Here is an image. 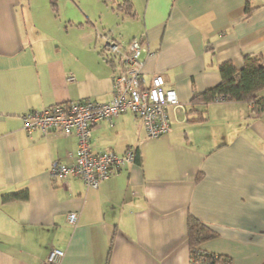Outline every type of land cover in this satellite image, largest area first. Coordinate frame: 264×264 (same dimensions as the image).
<instances>
[{
    "label": "crops",
    "instance_id": "crops-1",
    "mask_svg": "<svg viewBox=\"0 0 264 264\" xmlns=\"http://www.w3.org/2000/svg\"><path fill=\"white\" fill-rule=\"evenodd\" d=\"M123 1L61 25L33 0H0V264H40L52 249L64 253L58 264H189V217L216 234L202 248L230 264H264V109L190 103L220 81L222 63L264 59V0H126L129 12L113 9ZM107 39H140L145 83L160 75L175 91L169 132L148 138L129 111L103 120L92 151L132 149L134 161L96 189L51 179L52 165L74 163L77 138L27 134L21 115L108 102L117 65L102 56Z\"/></svg>",
    "mask_w": 264,
    "mask_h": 264
},
{
    "label": "built area",
    "instance_id": "built-area-1",
    "mask_svg": "<svg viewBox=\"0 0 264 264\" xmlns=\"http://www.w3.org/2000/svg\"><path fill=\"white\" fill-rule=\"evenodd\" d=\"M145 51L140 39H133L126 47L116 40L105 41L101 53L105 61L111 60L117 65L112 77V98L105 103L92 100L55 103L38 110L26 111L21 115V127L27 134L39 132L45 135L59 131L64 135L74 134L77 149L74 163L71 165L54 164L49 169L51 179L66 180L78 178L89 187L96 189L99 183L112 173L134 161L135 152L127 149L123 155L103 150L93 152L90 139L94 127L103 120H111L121 113L129 111L139 121L148 138L164 136L169 132L170 121L168 108L179 106L173 89L164 88L162 76L156 75L151 83H145L142 74L141 54ZM73 81V76H67ZM217 97L214 101H226ZM253 110V103H248ZM76 212L67 214V221L75 225ZM63 251L52 249L40 264H58ZM191 257V264H219L207 257L206 251L197 250Z\"/></svg>",
    "mask_w": 264,
    "mask_h": 264
},
{
    "label": "trees",
    "instance_id": "trees-1",
    "mask_svg": "<svg viewBox=\"0 0 264 264\" xmlns=\"http://www.w3.org/2000/svg\"><path fill=\"white\" fill-rule=\"evenodd\" d=\"M106 2L107 0H102ZM53 9H56V0H49ZM122 6L126 7V11L130 10L129 1H123L113 7L115 10H120ZM108 63L113 61L108 60ZM220 81L207 90L199 93H193L190 100L191 105L206 104L214 102L217 97H224L230 101L252 102L253 110L257 113L264 109V59L260 55L250 54L245 55L243 58V66L237 69L231 62L222 63L219 66ZM13 195H7L6 198H12ZM216 234L208 227L203 225L193 217L188 218L187 222V241L191 257L195 256L194 253L199 249L206 251L207 257L210 259L214 254L217 259L212 258L219 264H230V260L220 254L210 252L202 248V244L214 238Z\"/></svg>",
    "mask_w": 264,
    "mask_h": 264
},
{
    "label": "rangeland",
    "instance_id": "rangeland-1",
    "mask_svg": "<svg viewBox=\"0 0 264 264\" xmlns=\"http://www.w3.org/2000/svg\"><path fill=\"white\" fill-rule=\"evenodd\" d=\"M56 3V9H53L49 0H33L34 9L39 14L41 13L42 17H49L50 21L61 25H67L71 22L84 23V17L86 14L88 15V12L98 16L104 4L102 0H56Z\"/></svg>",
    "mask_w": 264,
    "mask_h": 264
}]
</instances>
